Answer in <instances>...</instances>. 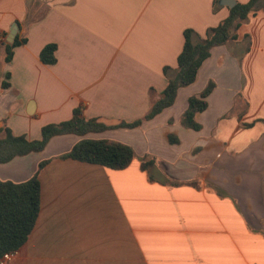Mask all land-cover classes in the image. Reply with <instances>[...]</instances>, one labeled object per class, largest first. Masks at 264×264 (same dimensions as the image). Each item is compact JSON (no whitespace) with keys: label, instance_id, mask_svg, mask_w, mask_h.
<instances>
[{"label":"crops","instance_id":"1","mask_svg":"<svg viewBox=\"0 0 264 264\" xmlns=\"http://www.w3.org/2000/svg\"><path fill=\"white\" fill-rule=\"evenodd\" d=\"M36 1L45 11L28 19L29 0H0V33L7 40L20 22L28 37L9 63L0 43V83L10 72L11 84L0 88V127L28 139L78 106L109 123L143 116L168 84L164 67H177L184 30L204 37L230 12L220 2L214 10V0ZM238 36L213 47L196 81L151 120L87 135L133 146L128 167L62 158L82 138L73 133L0 163L1 179L20 182L50 159L39 172L36 224L0 264H264V10ZM51 42L57 62L46 64L40 52ZM210 80L202 129L185 127L188 97ZM143 158L155 164L143 170Z\"/></svg>","mask_w":264,"mask_h":264},{"label":"trees","instance_id":"2","mask_svg":"<svg viewBox=\"0 0 264 264\" xmlns=\"http://www.w3.org/2000/svg\"><path fill=\"white\" fill-rule=\"evenodd\" d=\"M219 2L220 0L213 1L214 10L220 6ZM259 10H264V0L237 1L233 7H230L229 15L221 20L218 25L209 27L204 37L194 28H186L184 30L183 48L177 58V67H164L163 72L168 79V84L158 97L152 99L148 111L143 116L131 121L123 119L109 123L101 117H85L83 106H78L73 110L70 119L44 125L41 137L38 139H28L25 134L17 135L13 133L10 127L1 126L0 163L9 162L17 156L27 155L31 152L43 151L54 136L73 133L82 138L68 152L63 153L62 158H73L100 164L111 169L128 167L136 157L133 146L121 141L87 137V135L115 128L139 127L145 121L151 120L164 109L172 106L176 102L179 90L196 81L200 67L211 55L212 48L237 40L240 26L247 21L251 14H255ZM17 24L20 30L21 23L17 22ZM3 35L5 36V34ZM27 41L28 37L20 34V31L12 42H8L6 39L0 41L5 48L6 63L12 60L15 47L23 45ZM57 48L58 45L55 42L46 44L40 52L41 61L46 64H55L57 62ZM248 50L249 44L246 46V51ZM9 78L10 72H7L6 79L0 83V88L10 87ZM215 87V81L210 80L199 93L188 97L187 107L181 116V123L185 127L193 130L202 129L203 126L197 120V114L208 108V97ZM246 125L251 126L252 123ZM169 141L179 143V138L170 133ZM49 160L41 161L36 172L25 181L15 182L0 178V257L6 252L18 250L33 230L40 211L41 184L39 172ZM154 164V158H143L141 168L148 170ZM149 178L153 179L151 174ZM167 178L173 185L183 183L168 176ZM190 183L198 185L197 181Z\"/></svg>","mask_w":264,"mask_h":264},{"label":"rangeland","instance_id":"3","mask_svg":"<svg viewBox=\"0 0 264 264\" xmlns=\"http://www.w3.org/2000/svg\"><path fill=\"white\" fill-rule=\"evenodd\" d=\"M29 5L31 7V13L29 15L30 18H28V19L38 17L41 14H43V12L45 11L44 6L40 5L38 3V1H36V0H29ZM190 92H193V90H191ZM181 102H182V100H181ZM236 112H237V110H236ZM51 150L53 151L54 149L52 148Z\"/></svg>","mask_w":264,"mask_h":264},{"label":"water","instance_id":"4","mask_svg":"<svg viewBox=\"0 0 264 264\" xmlns=\"http://www.w3.org/2000/svg\"><path fill=\"white\" fill-rule=\"evenodd\" d=\"M220 3L223 5H228L230 7H233L236 4V0H220ZM19 31V27L17 24H14L11 31L9 32L8 36H7V41L8 42H12L16 36V34ZM32 108L34 106V103L32 102Z\"/></svg>","mask_w":264,"mask_h":264},{"label":"built area","instance_id":"5","mask_svg":"<svg viewBox=\"0 0 264 264\" xmlns=\"http://www.w3.org/2000/svg\"><path fill=\"white\" fill-rule=\"evenodd\" d=\"M5 39H6V37L3 34L0 33V41L5 40ZM17 251L18 250H13V251H10V252H6L2 257L5 260H10L17 254Z\"/></svg>","mask_w":264,"mask_h":264}]
</instances>
